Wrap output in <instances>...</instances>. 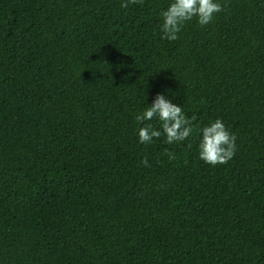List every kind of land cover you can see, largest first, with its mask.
<instances>
[{
  "label": "trees",
  "instance_id": "obj_1",
  "mask_svg": "<svg viewBox=\"0 0 264 264\" xmlns=\"http://www.w3.org/2000/svg\"><path fill=\"white\" fill-rule=\"evenodd\" d=\"M171 2L0 0V264H264V0L168 41ZM158 93L189 139L139 143ZM218 118L236 152L213 167Z\"/></svg>",
  "mask_w": 264,
  "mask_h": 264
},
{
  "label": "clouds",
  "instance_id": "obj_2",
  "mask_svg": "<svg viewBox=\"0 0 264 264\" xmlns=\"http://www.w3.org/2000/svg\"><path fill=\"white\" fill-rule=\"evenodd\" d=\"M144 0H121L120 7L127 8L129 5L143 4ZM223 11V6L218 0H172L166 10L160 12L162 24L161 39L176 41L184 25L194 19L200 26L210 24L216 14ZM139 128V143L150 145L155 139L162 136L169 145L178 144L189 139L194 131L193 121L196 116L188 118L182 108L167 99L164 94L158 93L151 106H147L135 117ZM159 120L160 128L157 130L152 123ZM148 122V123H145ZM201 140L198 145L199 159L210 166L227 164L236 152V137L230 133L221 119H216L210 125L198 130ZM170 160L175 156L172 152H166ZM141 164L148 166L147 157Z\"/></svg>",
  "mask_w": 264,
  "mask_h": 264
}]
</instances>
